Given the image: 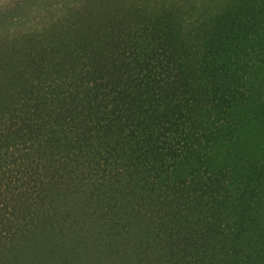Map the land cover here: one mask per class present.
Masks as SVG:
<instances>
[{"label": "trees", "instance_id": "trees-1", "mask_svg": "<svg viewBox=\"0 0 264 264\" xmlns=\"http://www.w3.org/2000/svg\"><path fill=\"white\" fill-rule=\"evenodd\" d=\"M0 33V264H264V0H77Z\"/></svg>", "mask_w": 264, "mask_h": 264}, {"label": "rangeland", "instance_id": "rangeland-1", "mask_svg": "<svg viewBox=\"0 0 264 264\" xmlns=\"http://www.w3.org/2000/svg\"><path fill=\"white\" fill-rule=\"evenodd\" d=\"M77 0H0V33L51 21L56 9Z\"/></svg>", "mask_w": 264, "mask_h": 264}]
</instances>
